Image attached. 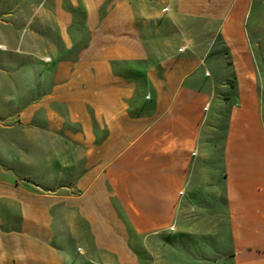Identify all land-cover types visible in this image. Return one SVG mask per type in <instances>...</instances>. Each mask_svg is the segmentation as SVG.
<instances>
[{
  "label": "crops",
  "instance_id": "1",
  "mask_svg": "<svg viewBox=\"0 0 264 264\" xmlns=\"http://www.w3.org/2000/svg\"><path fill=\"white\" fill-rule=\"evenodd\" d=\"M248 3L52 0L2 45L0 264H178L173 234L196 264H264Z\"/></svg>",
  "mask_w": 264,
  "mask_h": 264
},
{
  "label": "rangeland",
  "instance_id": "2",
  "mask_svg": "<svg viewBox=\"0 0 264 264\" xmlns=\"http://www.w3.org/2000/svg\"><path fill=\"white\" fill-rule=\"evenodd\" d=\"M51 3L52 0H0V71L4 63L8 62L10 57H12L6 54V52L1 51L4 50L2 45L16 46L19 34L23 30H26L27 25L34 17L40 15V18H45L49 15V5ZM244 14L246 32L250 35L251 39H253V34L258 36L260 33V21L261 23L263 22L262 33L264 35V0H249L248 9ZM25 33L26 31L22 35H25ZM219 44L221 45V43ZM1 79L2 75L0 74V81ZM185 240H187V251L180 250L179 246L180 243L184 242V238H179L178 234L161 235L157 238L156 242L154 241V244L157 245L156 254H159L161 258L168 259L172 263L196 264L193 256L200 254V251L194 247L195 244L192 237H185ZM168 244L170 253L168 250L162 249L164 245ZM158 247L161 249L159 250ZM141 261L142 264H153V259L146 263V259L142 257ZM164 264L167 263L164 262Z\"/></svg>",
  "mask_w": 264,
  "mask_h": 264
},
{
  "label": "built area",
  "instance_id": "3",
  "mask_svg": "<svg viewBox=\"0 0 264 264\" xmlns=\"http://www.w3.org/2000/svg\"><path fill=\"white\" fill-rule=\"evenodd\" d=\"M1 48H3V47H1ZM44 60H45V61H47V62H48V61H50V59H49V58H45Z\"/></svg>",
  "mask_w": 264,
  "mask_h": 264
}]
</instances>
